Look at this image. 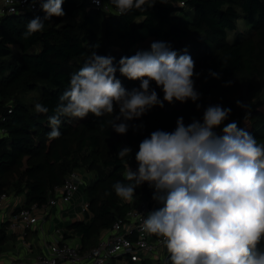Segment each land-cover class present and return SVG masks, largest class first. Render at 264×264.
Listing matches in <instances>:
<instances>
[{"label":"clouds","instance_id":"1","mask_svg":"<svg viewBox=\"0 0 264 264\" xmlns=\"http://www.w3.org/2000/svg\"><path fill=\"white\" fill-rule=\"evenodd\" d=\"M64 2L18 0L27 11L39 5L43 12L28 20L22 39L42 33L53 17H65ZM90 2L101 10L107 6L105 0ZM109 2L118 17L167 4L166 0ZM12 13L18 9L9 8ZM93 48L84 55L81 67L69 74L67 87L47 117L49 140L62 135L60 127L66 119L83 120L89 115L93 124L111 116L110 128L118 135L129 130L136 134L145 129L142 117L153 108L163 109L166 102H193L202 115L187 124L178 116L171 131L156 129L144 136L134 154L135 169L129 163L132 147L118 149L116 157L126 160V172L112 188L118 198L131 202L137 189L147 184L159 206L148 212L141 230L161 240L168 264H264V143L237 121L225 123L231 107L198 102L203 94L195 83L203 70H195L187 47L178 50L171 42L154 40L147 49L118 60ZM120 77L139 84L125 87ZM209 77L219 80L221 73L208 69L205 82ZM232 84L231 79L222 82L224 87ZM235 104L245 111L244 118L251 114L246 102L236 99ZM34 111L47 114L49 108L35 103ZM136 120L141 122L133 123Z\"/></svg>","mask_w":264,"mask_h":264},{"label":"trees","instance_id":"2","mask_svg":"<svg viewBox=\"0 0 264 264\" xmlns=\"http://www.w3.org/2000/svg\"><path fill=\"white\" fill-rule=\"evenodd\" d=\"M183 1L186 3L184 6L176 2L157 3L147 12L134 10L118 17L114 15L115 9L109 0L105 2L112 6L110 12L93 5L86 11L84 0H65L62 7L66 16L53 17L51 22H46L42 33H35L27 40L22 39L21 33L26 31L29 19L35 15L43 16L39 6L37 10L0 17V112L7 116L5 125L9 132L8 136L0 139V194L10 193V180L24 169L25 176L34 182L27 187L23 207L47 202L54 186L62 184L70 171L82 169L76 167L65 173L63 167L72 165L75 155L92 147L96 158L101 161L100 175L86 188L93 217L87 222L75 220L69 225L80 236L84 248L95 245L101 232L131 207L129 202L118 198L112 188L116 181L124 179L126 160L117 159L116 146L110 148L108 145L114 143L118 136L110 128L111 116L103 117L102 123L96 124H93L91 115L83 120L66 119L60 127L62 135L58 139L49 140L47 135L50 131L47 117L53 114L59 95L67 87L69 74L81 67V58L95 50L93 45L98 54H111L117 60L122 55L134 54L138 46L150 38L171 42L172 47L178 50L187 47L195 61V70H203L195 87L203 94L200 103L205 106L210 95H219L227 105L235 107L234 101L225 95V90L238 94L241 101L243 87L249 100L261 94L264 0ZM80 13H84L82 19L73 21L72 18ZM240 18L250 26L242 35L236 31ZM232 31H236V38L230 41L228 36ZM208 69L220 72L221 79L209 77L205 82ZM120 79L128 88L139 84V81ZM229 79L233 84L222 86V82ZM38 83L43 84L40 103L49 108V113H35L18 100L11 106L6 105L13 93L22 88L33 89ZM157 91L160 92L159 89ZM160 95L162 97L163 93ZM9 109L11 113H8ZM201 115L202 110L197 111L191 101L174 105L166 102L163 109L155 107L142 117L146 126L142 132L134 134L129 130L127 133L132 140L131 147L137 151L139 141L156 129L171 131L178 116H183L187 124L192 117ZM244 116L245 113L240 115L238 126L252 132L258 143H264V97L251 106L250 115ZM140 122L133 121L136 124ZM23 190L24 185L20 181L17 191ZM100 191L104 194L100 195ZM145 191L151 192L142 187L137 189L136 196H142ZM6 225L8 223L0 227V243L8 239ZM71 237L66 233V240ZM261 246H264V240Z\"/></svg>","mask_w":264,"mask_h":264},{"label":"built area","instance_id":"3","mask_svg":"<svg viewBox=\"0 0 264 264\" xmlns=\"http://www.w3.org/2000/svg\"><path fill=\"white\" fill-rule=\"evenodd\" d=\"M178 3L182 6L186 5L183 0H179ZM106 4L107 6L103 10L106 12L112 11V6ZM38 6L34 10H37ZM11 7H16L18 13L27 10L25 5L18 3V0H11V3L0 0V17L10 15L9 8ZM11 111L9 109L8 113H11ZM6 121L7 116L0 112V139L9 134L5 125ZM134 154L135 150L132 157L129 158V163L133 169L136 168ZM81 184L82 175L79 170H72L65 176L62 184L56 185L50 190L47 202L43 204L34 203L30 207L15 206L13 194L3 192L0 194V216L3 215V221L8 223L9 230L21 231L27 236L28 230L35 229L36 226L43 224L42 222L48 219V210L58 206L60 198L63 202L71 204L75 194L80 191ZM144 187L148 188L146 183ZM80 205L82 210L78 219L87 222L93 217L89 201L83 198ZM158 206L151 199V192L145 191L142 196H136L131 203V207L123 216L118 217L112 226L101 232L97 243L90 248H84L82 244L77 245L66 239H50L45 241L44 249L41 251L39 250L33 255L30 254L29 257L18 255L9 260H3L0 257V264H130L145 261L159 262L168 258L169 254L159 238L141 230L143 219L149 211ZM23 243H25L30 253L33 252V246L27 240L23 239Z\"/></svg>","mask_w":264,"mask_h":264},{"label":"rangeland","instance_id":"4","mask_svg":"<svg viewBox=\"0 0 264 264\" xmlns=\"http://www.w3.org/2000/svg\"><path fill=\"white\" fill-rule=\"evenodd\" d=\"M166 2H170V3H175L176 1L174 0H166ZM84 3L86 4V11L89 9V7L92 5L90 0H84ZM178 3V2H176ZM179 4V3H178ZM84 13H80L78 14L76 17L72 18L73 21H77L82 19ZM238 24V29L236 31H239L238 34L242 35L243 32H247V29L250 28V26L248 25V23L243 19L240 18L237 21ZM236 31H232L229 33L228 39L230 41H233L236 37H235V33ZM154 38H150L148 40H146L145 42H143L142 44H140L138 46L139 49H147L149 47V44L151 41H154ZM15 50L18 51V47L14 46ZM84 57L81 58V62H83ZM261 94L259 95V97H257L254 100H249V98H247V92H246V88L243 87L240 96H242V101L246 102L247 104L250 105V107L257 102L258 100L262 99L264 97V73L262 72L261 74ZM225 95L227 96L228 99L233 100L235 103V100L238 99V94L233 93L232 91L229 90H225ZM42 94H43V84L38 83L37 86L33 89H27V88H22L18 91H16L15 93H13L9 98L8 101L6 103V105H10L15 103L16 100L24 103L25 105H27L30 109L34 110V105L35 103H40L41 98H42ZM221 97H219V95L214 96V95H210L207 98V105L208 104H216V103H222L223 106L226 107H231L229 105H227L223 99H220ZM200 103V101H198ZM9 106V107H10ZM232 108V114L229 117L228 121H225V123L231 122V121H238L239 117L241 114H244L245 111L239 107L236 106L235 107H231ZM109 147L111 148V146H116L115 148L118 150L120 147L128 145V146H132V140L129 137L128 134L126 135H118L116 141H114V143L110 142L108 143ZM133 151L134 148L132 147ZM76 158V160L74 161V163L72 165L69 164L68 167H63V169L65 170V173L68 172L69 170L73 169V168H82V169H78L79 173L82 175V184L80 187V191L77 192L73 198V205L74 207L72 208V210H74V213H76V216L79 215V213H81L82 210V206L80 205L81 202L83 201V198L85 200H89V193L88 191H86L87 186L94 182L96 180V178L100 175V171H101V161L99 159L96 158L95 152L93 150L92 147L87 148L86 150H84L81 154L79 155H75L74 159ZM75 163H78L77 165H75ZM24 169H21L19 171V173H17L13 179L10 180V193L12 194H16V196H23L24 200L27 197V187L29 185V183H33L34 181L30 178H27V176H25V174L23 173ZM22 181V184L24 185V190L19 192L17 191V184ZM28 181V184H27ZM104 193L100 191V195H103ZM13 195V196H14ZM135 200V198H134ZM125 202V201H123ZM133 201L129 202L130 205ZM76 207H79L78 210H76ZM71 210V211H72ZM55 221H53V229L55 227ZM40 224V223H39ZM9 244V240L8 242L5 243L4 246ZM152 264H168V258L161 260L159 262H153Z\"/></svg>","mask_w":264,"mask_h":264},{"label":"crops","instance_id":"5","mask_svg":"<svg viewBox=\"0 0 264 264\" xmlns=\"http://www.w3.org/2000/svg\"><path fill=\"white\" fill-rule=\"evenodd\" d=\"M13 200L15 206L22 205L25 201L23 196L16 195H14ZM72 202L71 204L66 203L60 198L58 206L52 207L48 210V219L42 222L43 224L36 226L35 229L28 230L27 236L24 235V232L9 230L6 225L8 239L5 242L0 243V257L3 260H9L18 255H21L22 257H29L30 254L33 255L35 252L44 249L45 241L50 239H65L66 233L72 236L69 238L70 241L76 243L77 245L81 244L80 236L76 235L75 232L69 228V225L73 221L79 220V215L76 216V213L72 210L74 207ZM78 209L79 207H76V210ZM3 220L2 215L0 216V227L6 223ZM53 221H55L54 230H52ZM23 239L27 240V242L33 246V252H29L25 243H23ZM8 240L9 244L4 246Z\"/></svg>","mask_w":264,"mask_h":264}]
</instances>
